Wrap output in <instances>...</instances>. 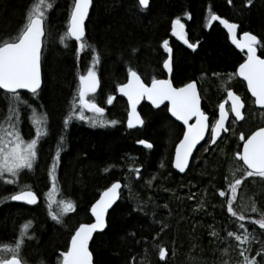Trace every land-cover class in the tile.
<instances>
[{
  "label": "trees",
  "instance_id": "16d2710c",
  "mask_svg": "<svg viewBox=\"0 0 264 264\" xmlns=\"http://www.w3.org/2000/svg\"><path fill=\"white\" fill-rule=\"evenodd\" d=\"M30 2L0 0V43L17 30ZM66 2L61 0L55 5L48 19L55 44L54 51L50 46L44 61L38 104L51 118L52 114L57 118L54 122L50 119L51 136L43 144L47 146L46 158L51 140L61 129L74 81L83 74L84 63L75 59L73 48L57 46ZM207 5L215 14L234 19L242 29L256 34L264 44L263 0H252L250 5L247 0H150L145 14L137 12L134 0H93L88 29L101 58L102 86L111 88L120 82L127 66L141 73H160L164 54L159 44L167 39L170 18L184 14L189 21V38L197 43V49L194 53L184 48L173 50L172 79L175 84L199 83L205 109H212L223 91L229 89V78L239 56L219 29L206 32L203 18ZM52 55L51 65L48 58ZM2 104L0 116L5 120L0 122V133L9 122ZM116 106L114 111L121 113L120 103ZM147 111L140 130L128 131L121 122L114 129L101 127L102 131L72 127L60 144L68 149L61 159L59 177L63 195L67 196L62 198L75 203L74 211L57 222L45 215L42 197L37 206L27 207L11 203L9 196L1 194L0 245L12 242L17 231L27 224L33 239L24 243L22 254L26 261L51 264L54 257L60 259L66 251L74 229L90 221L87 215L95 193L118 181L121 191L125 185L132 186L130 198L120 196L108 213L105 231L93 237L90 251L94 264H244L245 257L264 264V229L255 223L264 218V177L248 176L239 168L233 173V165L238 164L234 159V152L239 149L237 135L224 138L223 143L206 153L196 151L187 171L179 175L171 168L170 156L180 128L164 111ZM241 124L244 129L251 126V122ZM140 139L153 147L146 150L138 146ZM127 166L132 171L123 175ZM34 176L35 180L40 178L37 188L38 184L45 185L44 170H37ZM236 179L241 183L233 194L229 185ZM37 188L35 191L40 194ZM14 189L5 191L20 190ZM221 191L225 196L220 195ZM242 193L255 212L240 213L235 202ZM229 199L236 216L227 211ZM55 206L53 211H57ZM241 215L244 220L239 219ZM229 232L242 237L247 234L248 239L237 241ZM161 250H165L163 258Z\"/></svg>",
  "mask_w": 264,
  "mask_h": 264
},
{
  "label": "snow or ice",
  "instance_id": "6c2138e0",
  "mask_svg": "<svg viewBox=\"0 0 264 264\" xmlns=\"http://www.w3.org/2000/svg\"><path fill=\"white\" fill-rule=\"evenodd\" d=\"M149 2L150 0H138L141 8H147ZM247 2L250 5L252 0H247ZM91 4L92 0H75L71 12L70 25L62 37V39L71 37L75 38L76 41H81L79 44L81 51L86 47H90L84 42V20L88 16ZM52 8L53 4L50 0H36L26 13V22L22 25V31H19L13 39H6L0 43V91H3L7 100V112L9 114L7 119L11 121L9 124L11 130L7 132V136L11 139L8 140L7 146H5L3 140H0V181L4 183L17 184L19 182L18 177L23 170L30 171L33 169L38 155V145L48 132L46 127L48 114L46 112L39 113L36 107L28 104V101L22 97L19 90H30L31 94L36 96L38 89L41 87L42 38L46 35V13ZM213 21H219L224 25L231 35L233 43L238 48L247 50L246 60L239 64L238 75L247 81L248 89L256 98L255 103L264 106V58L257 55V45L260 43L257 36L246 31L243 32V40H237L236 29L238 25L236 23L229 22V20L210 12L209 24ZM171 30L189 48H197L196 43H189L185 33V24L180 17L173 20ZM163 48L168 53L167 58L163 61V68L171 73L174 67V60L168 40L163 41ZM98 60L99 54L97 53L93 67L87 69L86 75L79 76L78 98L73 99L69 113L63 121L65 129L76 119L88 121L93 127H107L117 123L115 120L104 119L105 108L99 106L94 98H87L89 93H96L100 83L95 70V63ZM119 91L127 97L131 105V113L127 121L129 128L137 124H143V120L136 110V106L141 99L146 97L157 107L164 104L165 101L170 102L168 110L171 115L187 126V131L176 149L174 160L175 168L181 172L188 166L189 157L192 155L193 149L201 140H204L206 131L209 135V142L215 144L221 133L228 131L225 127V122L228 120L229 111L235 114V118H242L241 109L244 106L243 102L238 95L229 90L227 95L231 101L230 109L226 110L225 104L221 103L219 105V117L210 124L208 115L201 108V98L195 82H189L182 87H174L171 79L154 78L149 86L144 83L135 70L129 69L128 82L121 84ZM113 99L114 97L109 95L107 104H112ZM21 104L31 110V123L35 125V138L29 140H25L19 130ZM166 107L168 106L166 105ZM85 110L90 111L93 115H86ZM193 117L195 118V123H189ZM240 139L243 141L242 151H237L235 155L247 166L246 175L251 176L253 172H256L264 177V127L252 132L247 138L241 134ZM63 141L64 136L60 135L49 171V177L53 185L57 180L55 172L62 150L59 145ZM138 143L149 149L153 147L147 140L142 139ZM137 174H139L138 170ZM240 183L241 180L236 179L234 183L229 185L233 194ZM120 187L119 182L112 183L104 191L101 198L92 205L91 212L95 216V222L81 224L75 230V234L71 237L70 247L62 253V264H93L89 241L94 232L103 230L106 227L105 212L118 198ZM220 195L225 196V192L221 191ZM234 198L233 196L232 199ZM232 199L228 200L227 211L232 216H236L237 213L232 207ZM10 200L34 205L38 202V196L32 190H21L12 194ZM55 204L58 206L59 212L52 210L53 201L49 198V215L57 222L61 221L64 214L71 213L75 209V203L71 199L55 201ZM253 211H256V209L254 208ZM239 219L244 220L245 217L241 215ZM255 223L261 229H264V218L256 220ZM240 227L244 228V225L241 224ZM23 228L24 231L21 232L20 238L14 244L4 243L0 245V264H24L20 252L24 237L27 235L28 225H24ZM228 235H235V239L241 242L248 239L247 234L242 237L229 232ZM160 256L162 258L165 256V250L160 251ZM244 264H257V261L255 258L245 257Z\"/></svg>",
  "mask_w": 264,
  "mask_h": 264
},
{
  "label": "flooded vegetation",
  "instance_id": "af4514ba",
  "mask_svg": "<svg viewBox=\"0 0 264 264\" xmlns=\"http://www.w3.org/2000/svg\"><path fill=\"white\" fill-rule=\"evenodd\" d=\"M61 0H56L55 2L53 1V2H51L52 4H53V8L49 11L50 13L55 9L54 7H55V5H57L59 2H60ZM74 1L75 0H67V2H68V5H69V13H68V15L71 13V11H72V9H73V5H74ZM92 5H93V0H92ZM92 5H91V8H92ZM91 8H90V11H91ZM90 11H89V15H90ZM210 12H212V13H215V12H213V10L211 9V7L210 6H206V9H205V11H204V18H205V24H204V28H205V30H206V32H209L210 30H211V28H217V29H219L223 34H224V36H225V39H226V43L236 52V54L239 56L238 58H239V60L236 62V65H235V70H234V72H233V74H235V71H236V69L239 67V64L240 63H242L247 57H246V54L243 52V51H238L233 45H232V43H231V41H230V34L228 33V31H227V29L224 27V25L223 24H221L219 21H213L211 24H209V13ZM89 15H88V18H87V21H86V24H85V38H84V42L87 44V45H90V47H86L83 51H81L78 47H77V45H76V43H74V42H72V41H69V45L73 48V50H74V53H75V55H74V57H75V59L76 60H78L79 62L82 60V62L85 64V63H90V62H94L95 60H96V57H97V53H98V51L96 50V47H95V45H93L92 44V42H91V39L89 38V29H88V22H89ZM216 15H218V14H216ZM221 18H223V19H227V18H225V17H223V16H221V15H219ZM177 17H180L181 18V20H182V22L185 24V33H186V36H187V38H188V40H189V43H196V42H194L193 40H191L190 38H189V34H188V30H187V25H188V23H189V21H188V19H187V17L185 16L184 17V15L182 16V15H176V17L175 18H177ZM68 19V18H67ZM174 20V19H173ZM173 20L172 19H170V22H169V27H168V33H169V37H167V39H165V40H168L169 41V46L172 48V56H173V50H176V48L178 49V48H184V49H186V50H188V51H190L191 53H194L195 52V50L197 49V48H195V49H191V48H189L188 47V45H186V44H184V42L182 41V40H179V39H177L176 37H174L173 36V34L171 33L172 32V30H171V28H172V22H173ZM227 20H229V22H233V23H236L235 22V20L234 19H227ZM237 25H238V27H237V29H236V36H237V40H241V38H242V36H243V32H251V31H248V30H246V29H242L241 27H240V25H239V23H236ZM21 26H22V23L19 25V27L17 28V30L9 37V38H5L4 39V41L6 40V39H12V38H14L15 37V35L16 34H18V32L19 31H21ZM67 26V23H65L64 22V24L62 25V30L61 31H64L65 30V27ZM67 30V29H66ZM50 31H51V25H50V23H47V28H46V35H45V45H44V47H43V51H42V59H43V61H42V68H43V66H44V61H45V59H46V57H47V54H49V48H50V46L52 47V45L53 44H51L52 43V41H51V33H50ZM50 33V34H49ZM252 34H254L253 32H251ZM254 35H256V34H254ZM257 36V35H256ZM257 38H258V40H259V44L257 45V54L258 55H260L261 56V58H264V44L261 42V40H260V38L257 36ZM69 40V39H68ZM171 40H172V42H173V44H171ZM164 41V40H163ZM163 41L160 43V45H159V49L161 50V52L164 54V58H163V60H162V62H161V64H160V70H161V72L159 73V72H147V73H145V75H143L142 74V76L140 75V77H141V79L144 81V83L145 84H147V85H149L150 83H151V81H152V79H165L166 78V76H165V72H164V68H163V61H164V59H166L167 58V52L165 51V49L163 48ZM197 44V43H196ZM57 46H59V44L57 43ZM69 46V47H70ZM163 50H162V49ZM76 51L78 52V54L76 55ZM81 59V60H80ZM100 55H99V60H98V62H96V63H98V65L96 66V72H97V74H98V78H99V81H100V83H99V86H98V89H97V92L96 93H93V94H88V97L87 98H94L95 99V101H96V103L99 105V106H101V107H104L105 108V113H104V119H106V120H115V121H117V123L115 124V125H108L107 127H109V128H111V129H114V128H116L117 126H119V122H121L122 124L124 123H126V112H127V102H126V100H125V98H123L121 95H119V93H118V89H119V86L121 85V84H125L126 82H127V78H128V73H129V69H136V68H134V67H132V66H127L126 68H125V73H124V77H123V79L120 81V82H118V83H116L115 85H113V87H111V88H106V87H103L102 86V84H103V81H102V76H101V71H100ZM83 64V65H84ZM87 65V64H86ZM235 76V75H234ZM236 77V76H235ZM237 79V78H236ZM171 80H172V82H173V79H172V75H171ZM241 82V81H240ZM184 84H186V82H184V83H181V84H175L174 82H173V86L174 87H180V86H182V85H184ZM196 84H197V87H198V91H199V94H200V97H201V107H202V110L203 111H205V113L208 115V117H209V123L211 124V123H213L214 122V120L217 118V111H218V107H219V105L221 104V103H224L225 105L227 104V102H228V95H227V93H228V91H229V89H225L224 91H223V93H222V95L218 98V100L215 102V105L212 107V109H208L207 108V110L205 109V106H206V104H205V101H204V98L202 97V91H201V88H200V85H199V83H197L196 82ZM241 84H242V86L244 87V93H246V96L248 95L247 94V92H246V88H245V85L241 82ZM79 87H80V82H79V77L77 78V79H75V81H74V86L72 87V89H71V93H70V95H69V97H68V101H67V104H68V102L70 101V99L72 98V99H74V98H78V90H79ZM41 91H42V88H41V90H40V93L39 94H37L36 96H34V95H27V94H25V93H22V95H24V99H26V100H29L30 102H33L32 103V105H34V107H38V99H39V96H40V94H41ZM243 92H241V93H243ZM236 94H238L237 92H235ZM240 93V92H239ZM109 95H112L113 97H114V99H113V103L112 104H107V97L109 96ZM239 95V94H238ZM117 102H119L120 103V105H121V113L120 114H122V119H120V117L118 116V113L117 112H115L114 111V109H116V104H117ZM243 103H244V101H243ZM66 104V105H67ZM69 105V104H68ZM244 105H245V103H244ZM140 106H141V108H143V113H142V116L143 115H145L148 111L147 110H149V111H160V110H162V111H164L165 112V114L168 116V118H169V120L171 121V122H174L176 125H178L179 126V128H180V133H179V135H178V137L175 139V141L173 142V144H172V151H171V158H172V155H174V150H175V147H176V145H177V143L181 140V138H182V134H183V127L179 124V123H177L176 121H174L171 117H170V115H169V112H168V107H166V104L165 105H163V106H161L160 108H158V109H154V108H152L149 104H147L145 101H143L141 104H140ZM168 106V105H167ZM226 108H227V110L229 109V106H228V104L226 105ZM39 110V109H38ZM41 110V109H40ZM42 111V110H41ZM44 112V111H43ZM6 113H8V112H6ZM229 113H230V111H229ZM85 114L86 115H88V116H92L93 115V113H91L90 111H88V110H85ZM68 115V111L63 115V118H65L66 116ZM3 116V115H2ZM3 120H5L4 119V117H2V118H0V122L1 121H3ZM144 120V123H145V119H143ZM21 121H22V123H26V119H21ZM63 121H64V119H63ZM63 121L60 123V125H61V129H60V133L58 134V135H63L64 136V139H65V135L66 134H68V132H69V130H70V126L71 125H75L76 127H78V128H80V127H82V128H87L88 130H92V125L91 124H89L88 123V121H81V120H78V119H76V120H73V122H71L70 124H69V126L67 127V129H65V127H64V123H63ZM244 122V121H243ZM258 122V127H262L263 125H264V119H260L259 121H257ZM234 123V122H233ZM239 124H241V123H239ZM49 125H50V121L48 120L47 121V125H46V127H47V129H48V132H47V134H46V136L42 139V141H41V143L38 145V147H43V146H46V145H43L44 144V142L51 136V133H49ZM144 126V125H143ZM98 129L100 128L101 129V127L100 126H96ZM143 128V127H142ZM141 128V129H142ZM135 130H140V129H135ZM128 131H132V130H128ZM229 131V130H228ZM228 131H227V133H228ZM254 130H249L248 132H245L244 131V128H242V129H240V130H238V131H236L238 134H239V138H240V136H241V134H243V135H246L247 133V135H249V134H251L252 132H253ZM58 135H56L55 134V136L53 137V139L51 140V146L49 147V152H48V156H47V165L49 164V166L50 165H52V158L54 157V155H55V151H56V148H57V146H58ZM246 135V136H247ZM245 136V137H246ZM32 137H34L35 138V133L32 135ZM224 138H225V135H223L222 137H221V139L219 140V141H217L214 145H211V143L209 142V135H208V132H207V135H206V137H205V139L202 141V143L196 148V150H195V152L197 151V152H203V153H206L208 150H211L212 148H215L216 146H218L219 144H221V143H223L224 142ZM140 140H142V139H140ZM139 141V140H138ZM138 141H137V143L136 144H138V146H141V147H143V148H145L146 150H148L149 148H147L146 146H144V145H140L139 143H138ZM241 142H243V141H241ZM59 147H60V145H59ZM240 148V147H239ZM61 156H60V159H59V161H58V163H57V168H56V173H60V166H59V163L61 162V159H62V156L66 153V151H67V145H64V147H61ZM195 152H194V154H193V157L194 156H196L197 155V152H196V155H195ZM39 153V152H38ZM38 156V155H37ZM49 161V162H48ZM51 168V167H50ZM171 168H172V161H171ZM50 184H51V182H50ZM49 184V185H50ZM52 186V185H51ZM16 241V235H15V237H14V239H13V241L12 242H9V243H13V242H15Z\"/></svg>",
  "mask_w": 264,
  "mask_h": 264
},
{
  "label": "rangeland",
  "instance_id": "374dc122",
  "mask_svg": "<svg viewBox=\"0 0 264 264\" xmlns=\"http://www.w3.org/2000/svg\"><path fill=\"white\" fill-rule=\"evenodd\" d=\"M52 1H54V0H52ZM36 2V0H34L33 2H30V4L28 5V7L26 8V11H25V13H27L30 9H31V6H32V4H34ZM26 22V15L24 16V18H23V20H22V23H25ZM52 31V30H51ZM51 31H50V33H51ZM49 33V34H50ZM51 44H55V42L52 40V43ZM162 49V48H161ZM163 50V49H162ZM52 51H54V48H53V45H52ZM49 59H50V62H51V65L53 64V61H54V58H53V55L52 56H50L49 57ZM93 67V66H92ZM143 73H146V72H148V71H142ZM149 72L151 73V72H153L154 73V71H151V70H149ZM139 73L141 74V76H142V74L143 73H141L140 71H139ZM232 77L230 76V78L229 79H231ZM247 99V98H246ZM28 101V104H30V105H32V103L33 102H30L29 100H27ZM3 103V101H0V104H2ZM2 106L4 107V109H5V112L3 113V115H7V107H8V105L7 104H2ZM33 106V105H32ZM34 107V106H33ZM23 108V109H22ZM36 109H37V111L39 112V110H38V107L36 106ZM44 112H46L47 114L49 113V112H47V110L45 109V111ZM40 113V112H39ZM263 115H264V113L263 112H261V111H258V110H256L254 107H253V104H251V102H249V104L246 106V109H245V112H244V122L243 123H245L246 124V122H251V123H253V124H257V121H259L260 120V118H262L263 117ZM21 117H23V119L24 118H26V123H22V121H21V123L19 124V130H20V132H21V135H22V137L25 139V140H29V139H31V138H34V137H32V135L35 133V131H34V126H33V124L31 123V110L28 108V107H26L25 105H23V104H21L20 105V119H21ZM0 118H1V116H0ZM57 117H56V115L55 114H52V118H51V116H50V114H48V120L50 121V119H51V122H54V119H56ZM63 119H65V118H63ZM234 121H231L230 123H229V126H228V129H229V131H228V133L225 135V139L228 137H230L231 136V134H236L237 132L236 131H238V130H240V129H242L244 126H243V124H238V123H236V122H234ZM244 124V125H245ZM72 127H76L75 125H71L70 126V129L72 128ZM253 125L251 124V126H250V128H248V129H244V131L245 132H248L249 130H252L253 129ZM9 131V130H8ZM8 131H5L3 134H1L0 135V140H3L4 141V143H5V146H7V142H8V140L9 139H11L10 137H8L7 136V132ZM60 133V129L58 130V132L56 133V135H58ZM237 135V134H236ZM43 147H38V156H37V159H36V161H35V163H37V170H39V171H41V170H44V171H46L47 170V158L45 157V152H43ZM45 151V150H44ZM235 157V156H234ZM46 158V159H45ZM234 159H236V158H234ZM237 161V160H236ZM49 162V161H48ZM238 163V162H237ZM237 165H239V164H237ZM237 165H233V167L232 168H234L235 170H234V172L233 173H235V171L239 168ZM240 170V169H239ZM28 170H23V172L21 173V177H23L22 176V174H24L25 172H27ZM11 179V178H10ZM18 180H20L19 178H18ZM57 181H58V185L59 186H61V180L59 179V175H58V178H57ZM43 186H45V185H43ZM41 187L40 189H39V192H40V196L42 197V201H43V204H42V208H43V210H44V212H45V215L46 216H48V217H51L50 215H49V210H48V201H49V198H51V200L53 201V205H52V207L53 206H55L56 204H55V201L56 200H58V199H60V198H58V197H60V196H58V194H59V192L57 191V193H56V196H55V193H53L52 192V190H50L49 191V187ZM3 187H5V185H3ZM62 187V186H61ZM132 189V186L131 185H125L124 186V188L122 189V191H121V196H122V198H124V199H129L130 198V194H131V192H130V190ZM61 191V193H62V195H63V192H62V189L60 190ZM1 195V194H0ZM249 198L248 197H246L245 196V193H242L241 194V197H239L237 200H236V202L235 203H237V207H238V209H239V211H240V213H253V212H255V211H253V209L255 208L254 206H251L252 205V203L250 202V200H248ZM55 208H56V206H55ZM56 210H57V212H59V208H58V206H57V208H56ZM63 216H65V214L63 215ZM23 225V224H22ZM22 231H24V229H21V231H20V229L17 231V233H16V240L17 239H19L20 238V235H21V232ZM33 238H32V236L30 235V234H27L25 237H24V241L25 242H27V241H31ZM29 243V242H28ZM27 243V244H28ZM24 247H25V244L22 246V250L21 251H23V249H24ZM21 253V252H20ZM56 261H58L59 262V258L58 259H56Z\"/></svg>",
  "mask_w": 264,
  "mask_h": 264
},
{
  "label": "bare ground",
  "instance_id": "6f19581e",
  "mask_svg": "<svg viewBox=\"0 0 264 264\" xmlns=\"http://www.w3.org/2000/svg\"><path fill=\"white\" fill-rule=\"evenodd\" d=\"M33 0H31V2H32ZM135 1V8H136V10H137V12L138 13H140V14H145L146 12H147V10H148V8H149V5H150V2H149V5H148V7L147 8H141L140 6H139V4H138V0H134ZM263 3H264V0H263ZM65 7H66V13H65V18L64 19H66V17H67V15H68V13H69V5H68V2H66V5H65ZM184 14H182V16H183ZM175 17H176V15H174V16H172L170 19H175ZM21 24V23H20ZM85 24L86 23H84V28H85ZM204 24H205V18H203V26H204ZM247 30V29H246ZM249 31V30H248ZM172 33V32H171ZM167 37H169V33H167ZM89 38L91 39V37L89 36ZM92 41V40H91ZM93 42V41H92ZM94 44V43H93ZM95 45V44H94ZM160 45V44H159ZM96 50H97V48H96ZM98 51V50H97ZM49 59V58H48ZM46 60V59H45ZM100 60H101V58H100ZM100 66H101V61H100V64H99ZM100 71H101V67H100ZM236 72H235V74H232L231 75V79L229 80V84H228V88H229V90H231V91H233V92H243L244 91V87L242 86V84H241V82L240 81H238L237 79H236ZM188 82H190V81H188ZM188 82H186V83H188ZM183 86V85H182ZM182 86H180V87H182ZM37 103H39V101L37 102ZM68 104H69V102H68ZM68 104L66 105V108L63 110V114H65L66 112H67V108H68ZM39 105V104H38ZM34 106V105H33ZM118 116L120 117V119H122V114H120V113H118ZM123 125H124V123H123ZM125 126V125H124ZM92 131H102L100 128L98 129L97 127H93L92 126ZM47 149V146H43V152H45V153H47L46 151H44V150H46ZM172 159H173V155H172V158H171V156H170V160L172 161ZM37 163H34V166H33V169L32 170H28V174L26 175V176H24V177H22L20 180H18L19 182L17 183V184H11V183H4V182H2V181H0V194H6L7 196H11L12 194H15V193H17V192H19V191H21V190H34L35 191V188H37L36 187V183H37V181L38 180H40V178H38L37 180H35V174L37 173ZM48 167H47V170L45 171V181H46V183H45V186H43V187H48L49 186V184H50V177H49V171H50V167H51V165L49 166V164L47 165ZM59 166L61 167V162L59 163ZM131 169L130 168H128V166L127 167H125L124 169H123V175L126 173V174H128V173H131ZM6 175V174H5ZM10 179V178H9ZM59 179H60V177H59ZM61 182H62V180H61ZM30 183H34L33 185H31ZM3 185H5V187H3ZM27 186V187H26ZM38 186V190L42 187V186H40V184H38L37 185ZM35 187V188H34ZM7 188H11V189H14V190H16L17 188H20V190H18V191H12V192H9L8 193V191H5ZM102 189V188H101ZM100 189V190H101ZM99 190V191H100ZM98 191V192H99ZM96 192L95 193V195H94V197H93V201H92V203H91V205H90V208H91V206L99 199V197H100V195L102 194V192ZM98 193V194H97ZM65 198H67V196L65 195ZM117 204V203H116ZM115 204V205H116ZM114 205V206H115ZM113 206V207H114ZM113 207L111 208V210L113 209ZM110 210V211H111ZM109 211V212H110ZM87 216H89V218H90V221L88 222V223H93V220H92V218H91V215H87ZM87 223V224H88ZM106 227H107V219H106ZM106 229V228H105ZM105 231V230H104ZM103 231V232H104ZM102 232V233H103ZM101 234V233H100ZM56 259H58V257H54L53 258V262L51 263V264H58V261H56Z\"/></svg>",
  "mask_w": 264,
  "mask_h": 264
},
{
  "label": "water",
  "instance_id": "95a60500",
  "mask_svg": "<svg viewBox=\"0 0 264 264\" xmlns=\"http://www.w3.org/2000/svg\"><path fill=\"white\" fill-rule=\"evenodd\" d=\"M89 10H90V8H89ZM87 18V17H86ZM86 18H85V20H84V23H85V21H86ZM69 25H70V23H69ZM172 34H173V32H172ZM173 36L174 37H176L177 39H179V40H181L178 36H176L175 34H173ZM78 45L80 44L79 43V41H76L75 40V38H72ZM241 40H243V37H242V39ZM230 41H231V43H232V45L238 50V51H243V52H245L246 53V49H240V48H238L237 46H236V44H234L233 43V41H232V37H231V35H230ZM165 70V72H166V79H170L171 78V75H172V72L171 73H169L166 69H164ZM236 75H237V77H238V79L239 80H241V81H243L245 84H246V87H247V90H248V92H249V94H250V96H252L253 98H254V100H256V98L251 94V91L248 89V86H247V81L246 80H244V78L243 77H240L239 75H238V68H237V70H236ZM41 78H42V76H41ZM128 79H129V76H128ZM128 82V81H127ZM191 82H195V81H191ZM196 83V82H195ZM151 85V84H150ZM149 85V86H150ZM197 85V84H196ZM41 86H42V83H41ZM41 88V87H40ZM39 90V89H38ZM19 91H23V92H26V93H29V94H31V92H30V90H19ZM197 91H198V89H197ZM121 95H123V93H121V92H119ZM199 93V92H198ZM124 96V95H123ZM124 98L127 100V97L126 96H124ZM143 101H145L147 104H149L152 108H154V109H158V108H160L161 106H163V105H168V108L170 107V102H168V101H165L164 102V104H161L159 107H157L156 105H153L152 104V102L150 101V100H148L146 97L145 98H143V99H141L140 100V102L137 104V106H136V110H137V112H138V110H139V107H140V104L143 102ZM127 103H128V115H127V118H129V115H130V113H131V105H130V103L128 102V100H127ZM230 103H231V101H230ZM255 105H256V107L257 108H264V106H262V105H258V104H256L255 103ZM243 109V108H242ZM242 109H241V112H242ZM168 112H169V115H170V117L172 118V119H174L176 122H178L183 128H184V133L187 131V126L186 125H184L183 124V122L182 121H179L176 117H173L172 115H171V112L168 110ZM139 113V112H138ZM233 116H234V118H235V114L233 113ZM218 117H219V111H218ZM237 121H241L242 120V118H235ZM194 120V122L193 123H195V118L193 117L190 121H189V123L191 122V121H193ZM128 121V120H127ZM227 122H228V120H226V122H225V127H226V124H227ZM142 126V124H137V125H134V127H131V128H129L128 127V124H127V127L129 128V129H136V128H140ZM184 133H183V135H184ZM206 135H207V131L205 132V137H206ZM220 138V137H219ZM218 138V139H219ZM183 139V136H182V138H181V140ZM205 139V138H204ZM217 139V140H218ZM180 140V141H181ZM180 141H179V143L176 145V147H175V150H174V155H173V159H172V170L174 171V172H176L177 174H179V175H183L186 171H187V169H188V167H189V164H190V161H191V158H192V156H193V154H194V152H195V150H196V148L202 143V141L203 140H201L197 145H196V147L193 149V152H192V155L189 157V162H188V166L185 168V170L183 171V172H181L179 169H176L175 168V165H174V160H175V154H176V149L179 147V145H180ZM244 165V164H243ZM245 166V168L247 169V166L246 165H244ZM253 173H256V172H253ZM120 183V182H119ZM120 185H121V183H120ZM120 189H121V187H120ZM120 189L118 190V198L113 202V204L106 210V212H105V220L107 219V214H108V212L111 210V208L119 201V194H120ZM104 193V192H103ZM103 193L100 195V197H99V199L101 198V196L103 195ZM98 199V200H99ZM97 200V201H98ZM12 202H14V203H18V204H23V205H26V206H35V205H37L38 204V202L36 203V204H34V205H30V204H27L26 202H22V201H12ZM96 203V202H95ZM94 203V204H95ZM93 204V205H94ZM92 207V206H91ZM90 214H91V218H92V220H93V223L95 222V216H94V214L91 212V209H90ZM83 224H85V223H83ZM81 225V224H80ZM79 225V226H80ZM78 226V227H79ZM77 227V228H78ZM76 228V229H77ZM106 228V227H105ZM105 228L103 229V230H97L96 232H94L93 233V236H92V238L96 235V234H98V233H102L104 230H105ZM74 234H75V232H74ZM73 234V235H74ZM92 238L90 239V241H89V249H90V243H91V240H92ZM70 245H71V238H70V241H69V244H68V248L70 247ZM67 248V249H68ZM92 259H93V256H92ZM62 264V263H61ZM93 264H94V262H93Z\"/></svg>",
  "mask_w": 264,
  "mask_h": 264
}]
</instances>
